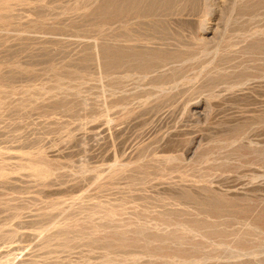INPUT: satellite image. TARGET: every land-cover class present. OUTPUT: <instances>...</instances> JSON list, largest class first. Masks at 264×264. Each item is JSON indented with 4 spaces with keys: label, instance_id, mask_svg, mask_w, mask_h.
I'll return each instance as SVG.
<instances>
[{
    "label": "rangeland",
    "instance_id": "374dc122",
    "mask_svg": "<svg viewBox=\"0 0 264 264\" xmlns=\"http://www.w3.org/2000/svg\"><path fill=\"white\" fill-rule=\"evenodd\" d=\"M0 264H264V0H0Z\"/></svg>",
    "mask_w": 264,
    "mask_h": 264
}]
</instances>
